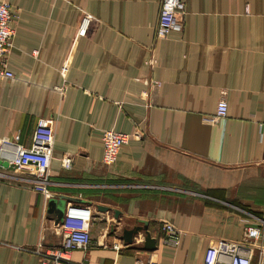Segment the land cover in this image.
Here are the masks:
<instances>
[{
    "label": "crops",
    "instance_id": "0c3cea01",
    "mask_svg": "<svg viewBox=\"0 0 264 264\" xmlns=\"http://www.w3.org/2000/svg\"><path fill=\"white\" fill-rule=\"evenodd\" d=\"M1 1L18 14L14 77L0 75L1 157L30 146L39 118L55 128L49 196L0 167V264H38V245L60 243L50 199L92 210L90 245L71 264H209L222 238L264 264V0H180L181 28L162 38L160 0ZM222 92L226 116L211 122ZM109 128L132 136L106 165ZM164 222L181 231L176 246Z\"/></svg>",
    "mask_w": 264,
    "mask_h": 264
},
{
    "label": "built area",
    "instance_id": "2783aa9c",
    "mask_svg": "<svg viewBox=\"0 0 264 264\" xmlns=\"http://www.w3.org/2000/svg\"><path fill=\"white\" fill-rule=\"evenodd\" d=\"M180 0H160L158 17L155 27L157 37H166L174 29L181 28L183 12H181ZM16 10L7 1L0 2V75L13 78L14 74L8 69V57L13 46V38L16 32L15 21L18 17ZM91 19V15L86 16ZM86 25L79 27V33L86 31ZM158 83V82H156ZM227 101L225 92H222L217 102L213 115L209 116L211 122H218L226 116ZM53 117H41L36 121L33 129L31 144L24 147L17 144L8 159L1 157L6 144L10 141L0 138V160H7L8 166L14 171L22 173L21 178L29 182L34 190L49 196L48 169L54 143ZM132 134L124 133L113 128L102 132V163L110 165L116 161L120 146L128 141ZM19 135L13 137L16 142ZM61 166L64 169L72 167V156L64 154L61 157ZM0 167H3L0 165ZM7 173L0 170V179L6 178ZM92 210L86 205L69 204L65 208L63 217L56 223L60 229L61 240L55 246L38 245L34 252L38 255V264H71V252L75 249H86L91 242L90 224ZM164 242L176 246L180 241L181 231L171 222L163 223ZM259 227L248 226L247 236H256ZM244 243L235 240L219 239L214 248L209 264H251V257ZM148 264H159L156 259H149Z\"/></svg>",
    "mask_w": 264,
    "mask_h": 264
},
{
    "label": "water",
    "instance_id": "95a60500",
    "mask_svg": "<svg viewBox=\"0 0 264 264\" xmlns=\"http://www.w3.org/2000/svg\"><path fill=\"white\" fill-rule=\"evenodd\" d=\"M0 165L3 167H8V161L7 160H0ZM49 205L51 206L50 209L56 208L55 211L58 214L57 216V222L63 217L65 208L62 205H56V202L53 199L49 200ZM104 209V208H101ZM145 229V227L136 225L132 228H124L123 229V238L127 241H131L132 237L135 233H138L141 229ZM145 247L150 248L152 246L153 239L150 237L148 232H145Z\"/></svg>",
    "mask_w": 264,
    "mask_h": 264
}]
</instances>
